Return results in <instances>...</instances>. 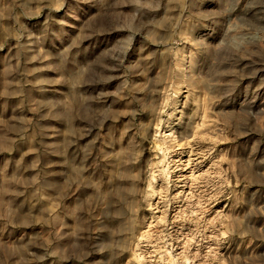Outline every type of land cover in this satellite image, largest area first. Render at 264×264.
<instances>
[{
	"label": "rangeland",
	"instance_id": "1",
	"mask_svg": "<svg viewBox=\"0 0 264 264\" xmlns=\"http://www.w3.org/2000/svg\"><path fill=\"white\" fill-rule=\"evenodd\" d=\"M0 264H264V0H0Z\"/></svg>",
	"mask_w": 264,
	"mask_h": 264
}]
</instances>
